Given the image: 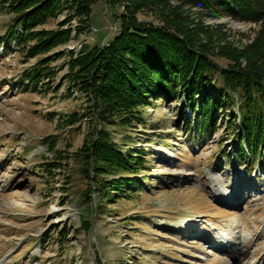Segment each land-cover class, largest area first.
Segmentation results:
<instances>
[{
    "label": "rangeland",
    "instance_id": "rangeland-1",
    "mask_svg": "<svg viewBox=\"0 0 264 264\" xmlns=\"http://www.w3.org/2000/svg\"><path fill=\"white\" fill-rule=\"evenodd\" d=\"M14 1L0 0V264H264V161L235 153L229 109L207 135L190 111L180 117L181 99L151 97L129 125L103 122L81 88L109 85L103 99L117 114L129 102L127 84L96 77L126 2L94 0L87 20L91 0H19L26 11L52 13L28 41L42 52L25 59L4 37ZM144 4L138 19L157 23L152 12L163 6ZM175 9L216 42L246 45L258 28L213 9ZM125 54L120 62L136 60ZM39 57L46 75L35 90L21 86ZM101 129L134 155L123 191L86 176L85 147Z\"/></svg>",
    "mask_w": 264,
    "mask_h": 264
},
{
    "label": "trees",
    "instance_id": "trees-1",
    "mask_svg": "<svg viewBox=\"0 0 264 264\" xmlns=\"http://www.w3.org/2000/svg\"><path fill=\"white\" fill-rule=\"evenodd\" d=\"M93 1L86 3L87 14ZM124 1L126 5L119 16L118 33L99 50L98 59H105V53L108 58L105 62L99 60L102 67L96 77L102 80L113 74L112 80L116 84H127L125 88L130 99L120 106L121 113L117 114L103 99V94L107 93L105 88L111 89L109 85L103 87L100 80L97 86L82 83L81 90L87 94L91 105L88 112L92 107L103 122L114 124L120 121L129 125L140 118V107L149 103L151 97L181 99L180 117L186 118L187 109L201 135H207L215 125L219 111L229 109V122L236 139L235 153L242 159L250 157L264 161V0H174L176 7L213 9L234 19L257 24L254 37L242 46L226 43L224 39L216 42L201 25L189 27L176 7L167 9L164 6L166 0H153L154 6L161 4L164 7L153 9L157 23L137 17V11L148 0ZM20 6L19 0L10 4L9 10L14 16L4 37L7 45L14 41L24 52L25 59H29L42 52L28 46L33 28L38 22L45 23L52 13L40 12V8L26 11ZM88 17L89 14L87 20ZM85 47L82 46L80 51L83 52ZM96 51L94 48L89 54L94 55ZM128 52L136 60L120 62L119 57ZM217 59L224 60L225 64ZM129 61L130 67L127 66ZM46 71V58L39 57L25 69L19 83L25 87L32 85L35 90ZM69 118L72 121L78 119L75 114ZM85 148L84 162L93 171L86 176L95 185L104 190L123 191L130 184V179L122 173L132 172L134 155L114 142L108 131L95 130L93 145ZM100 174L111 178L98 180Z\"/></svg>",
    "mask_w": 264,
    "mask_h": 264
},
{
    "label": "bare ground",
    "instance_id": "bare-ground-1",
    "mask_svg": "<svg viewBox=\"0 0 264 264\" xmlns=\"http://www.w3.org/2000/svg\"><path fill=\"white\" fill-rule=\"evenodd\" d=\"M220 245H221V244H220ZM222 250H224V248H222ZM240 250H241V249H240ZM240 250H239V251H240ZM235 252H236V251H235ZM233 254H234V253H233Z\"/></svg>",
    "mask_w": 264,
    "mask_h": 264
}]
</instances>
